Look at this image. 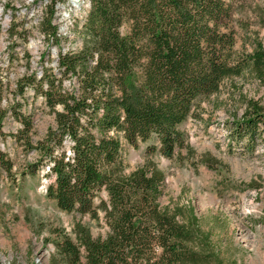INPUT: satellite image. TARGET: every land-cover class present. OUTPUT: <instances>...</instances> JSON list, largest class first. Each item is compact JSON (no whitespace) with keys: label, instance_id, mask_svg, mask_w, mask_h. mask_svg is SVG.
Listing matches in <instances>:
<instances>
[{"label":"trees","instance_id":"16d2710c","mask_svg":"<svg viewBox=\"0 0 264 264\" xmlns=\"http://www.w3.org/2000/svg\"><path fill=\"white\" fill-rule=\"evenodd\" d=\"M89 1L82 45L58 63L63 73L78 76V92H62L61 82L43 72L37 83H47L48 106L62 105L56 124L32 143L22 121L14 138L38 156L22 177L46 165L52 179L46 196L56 207L93 219L102 210L108 230L92 238L79 226L75 243L67 235L55 241L47 264H202L187 247L191 228L159 207L162 172L146 166L118 175L122 143H147L146 153L172 159L183 147L179 126L194 101L244 71L264 86V47L234 56L237 0ZM232 124L252 144L264 137V107L246 100L243 117ZM12 167L0 150V169L8 174ZM101 191L107 199L96 205Z\"/></svg>","mask_w":264,"mask_h":264},{"label":"rangeland","instance_id":"374dc122","mask_svg":"<svg viewBox=\"0 0 264 264\" xmlns=\"http://www.w3.org/2000/svg\"><path fill=\"white\" fill-rule=\"evenodd\" d=\"M44 1L0 0V150L13 165L8 174L0 169V264H47L48 245L56 253L54 243L64 235L75 243L79 226L92 238L108 230L102 210L93 219L56 207L46 196L52 182L46 165L35 176L20 175L38 158L14 138L24 129L22 121L29 123L28 136L35 143L55 126V112L62 110L59 103L50 109L43 95L47 83L37 80L45 72L49 80L61 82L62 92L79 89L78 76L63 73L58 58L64 48L76 52L82 36L45 39V26L56 15L44 9ZM39 5L40 22L35 23L30 14ZM231 30L234 56L244 57L256 44L264 47V0H237ZM246 100L264 107V86L248 71L224 79L217 93L194 101L179 126L183 147L172 159L146 153L147 143L140 142L134 147L123 141L119 154V176L146 166L162 172L159 207L191 228L187 247L202 264H264V137L248 144L232 124L243 117ZM100 199H107L105 191L94 203Z\"/></svg>","mask_w":264,"mask_h":264},{"label":"built area","instance_id":"2783aa9c","mask_svg":"<svg viewBox=\"0 0 264 264\" xmlns=\"http://www.w3.org/2000/svg\"><path fill=\"white\" fill-rule=\"evenodd\" d=\"M30 1L31 3L35 2V0H30ZM56 2L57 3H51V0L50 2L49 0L44 1L43 4L44 9L47 11V9L50 7V14H52L53 16V13H55L56 18H55V22L50 21V28L48 30H44V34L42 36H44L45 39L46 37L50 38L51 42L52 39H54V41H57L58 39H70V38L79 39V33H80L79 31H81L85 23L87 13L90 8V1L89 0H58ZM40 8H41L40 5L34 7L36 11L34 10L30 14V16L34 19L35 23L40 22L39 20L40 18L38 17L39 15L36 14L39 12ZM51 52L53 53V51ZM66 53L68 52H66L64 48L62 53H60V55H64ZM50 246L48 245V247L45 249L46 253L43 251L44 258L50 256L51 252H53V247Z\"/></svg>","mask_w":264,"mask_h":264}]
</instances>
